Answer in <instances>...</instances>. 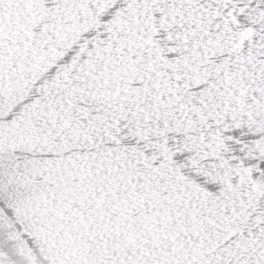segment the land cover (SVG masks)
Returning <instances> with one entry per match:
<instances>
[{
	"label": "snow or ice",
	"instance_id": "obj_1",
	"mask_svg": "<svg viewBox=\"0 0 264 264\" xmlns=\"http://www.w3.org/2000/svg\"><path fill=\"white\" fill-rule=\"evenodd\" d=\"M0 264H264V0H0Z\"/></svg>",
	"mask_w": 264,
	"mask_h": 264
}]
</instances>
